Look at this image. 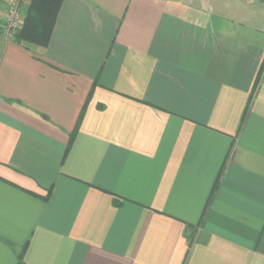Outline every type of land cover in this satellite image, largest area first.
Masks as SVG:
<instances>
[{
  "label": "crops",
  "instance_id": "crops-1",
  "mask_svg": "<svg viewBox=\"0 0 264 264\" xmlns=\"http://www.w3.org/2000/svg\"><path fill=\"white\" fill-rule=\"evenodd\" d=\"M24 248L264 264V0H62L46 45L0 35V264Z\"/></svg>",
  "mask_w": 264,
  "mask_h": 264
},
{
  "label": "trees",
  "instance_id": "trees-1",
  "mask_svg": "<svg viewBox=\"0 0 264 264\" xmlns=\"http://www.w3.org/2000/svg\"><path fill=\"white\" fill-rule=\"evenodd\" d=\"M61 3L62 0H29L24 23L16 39L41 46L46 45ZM74 134L75 129L70 136V143ZM24 251L25 248L18 255V264H23Z\"/></svg>",
  "mask_w": 264,
  "mask_h": 264
},
{
  "label": "built area",
  "instance_id": "built-area-1",
  "mask_svg": "<svg viewBox=\"0 0 264 264\" xmlns=\"http://www.w3.org/2000/svg\"><path fill=\"white\" fill-rule=\"evenodd\" d=\"M28 2L29 0L7 1L3 12L1 28L2 35L6 37L8 41L13 40L20 31Z\"/></svg>",
  "mask_w": 264,
  "mask_h": 264
},
{
  "label": "rangeland",
  "instance_id": "rangeland-1",
  "mask_svg": "<svg viewBox=\"0 0 264 264\" xmlns=\"http://www.w3.org/2000/svg\"><path fill=\"white\" fill-rule=\"evenodd\" d=\"M24 20H25V18H23V22H24ZM0 35L4 38V40L8 41L7 38L4 37V36L2 35V28H1V25H0ZM16 36H17V35H16ZM16 36L14 37V39L16 38ZM14 39H13V40H14Z\"/></svg>",
  "mask_w": 264,
  "mask_h": 264
}]
</instances>
